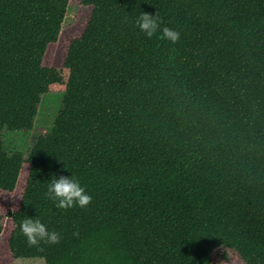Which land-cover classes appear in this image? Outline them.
I'll use <instances>...</instances> for the list:
<instances>
[{"label": "trees", "instance_id": "obj_1", "mask_svg": "<svg viewBox=\"0 0 264 264\" xmlns=\"http://www.w3.org/2000/svg\"><path fill=\"white\" fill-rule=\"evenodd\" d=\"M70 7L81 8L65 26ZM143 13L179 32L146 39ZM63 94L29 155L41 97ZM92 200L57 209L51 180ZM38 217L58 244L29 246ZM264 264V0H0V260Z\"/></svg>", "mask_w": 264, "mask_h": 264}, {"label": "clouds", "instance_id": "obj_2", "mask_svg": "<svg viewBox=\"0 0 264 264\" xmlns=\"http://www.w3.org/2000/svg\"><path fill=\"white\" fill-rule=\"evenodd\" d=\"M136 26L144 34L146 39H151L158 33V38L175 44L179 40V32L168 27H161V21L155 15L143 13L136 19ZM46 196L54 203L57 209H71L74 206L79 208L87 207L92 197L78 179L71 176L54 177L48 185ZM20 233L24 236L29 246L38 247L42 242L49 245L58 244L60 234L50 231L40 218L25 217L18 225Z\"/></svg>", "mask_w": 264, "mask_h": 264}, {"label": "rangeland", "instance_id": "obj_3", "mask_svg": "<svg viewBox=\"0 0 264 264\" xmlns=\"http://www.w3.org/2000/svg\"><path fill=\"white\" fill-rule=\"evenodd\" d=\"M81 8L70 7L68 9L65 26L71 24ZM63 94L51 92L41 97L38 113L31 131L9 132L3 130L1 141L3 148L8 154L20 153L26 158L33 146L34 140L39 136L51 133L55 119L61 111ZM0 264H44L41 260H0ZM213 264H236L231 254L227 251L220 254L219 261Z\"/></svg>", "mask_w": 264, "mask_h": 264}]
</instances>
